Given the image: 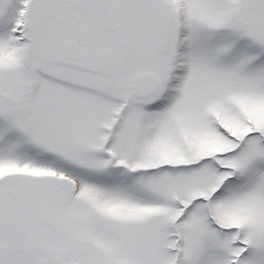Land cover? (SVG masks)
<instances>
[{"label":"snow or ice","instance_id":"1","mask_svg":"<svg viewBox=\"0 0 264 264\" xmlns=\"http://www.w3.org/2000/svg\"><path fill=\"white\" fill-rule=\"evenodd\" d=\"M0 264H264V0H0Z\"/></svg>","mask_w":264,"mask_h":264}]
</instances>
